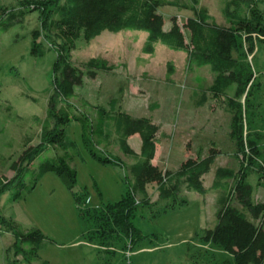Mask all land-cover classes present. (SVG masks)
<instances>
[{"label": "rangeland", "instance_id": "1", "mask_svg": "<svg viewBox=\"0 0 264 264\" xmlns=\"http://www.w3.org/2000/svg\"><path fill=\"white\" fill-rule=\"evenodd\" d=\"M178 1L187 8L160 9L164 29L170 27L172 16L182 23L192 15L188 6L194 0ZM33 2L42 4L44 12L31 11ZM57 2L63 0H0L1 178L15 179L11 163L24 149L36 147L42 140L39 121L64 107L70 116L78 117L62 123L64 135L69 136L73 146L49 144L31 161L24 186L31 185L43 161L64 158L76 169L75 190L88 192L85 206L98 208L119 200L130 183L129 164L133 158L119 150L112 131L105 132L104 121L111 114L109 103L113 99L114 112L144 117L157 125L154 161L161 168L176 171L187 156L202 158L211 148L220 153L202 177L204 194L189 190L183 183L180 195L187 199L186 205L155 217L150 216L148 208L139 207L133 222L145 238L131 243L130 237L115 234L108 249L99 247L97 240L87 239L89 222L80 218L71 192L54 172H47L31 191H23L14 201H8L11 191L4 192L0 195V264H40L42 260L49 264H218L224 255L222 249L201 241L199 236L217 221L220 192L212 188L216 168L238 170L243 159L232 134L230 100L234 89H212V69L190 68L183 51L156 43L152 53L144 52L147 33L142 30H105L90 40L80 32L71 48L64 33L48 27ZM198 2L214 22L237 31L233 54L246 59L255 76L247 99L245 95L239 98L244 136L255 137L260 150H264V0H255L257 17L245 12L246 18L238 22L226 19L223 0ZM19 7H23L24 15L12 20L10 11ZM229 9L232 11L234 5ZM61 51L82 71V83L74 86L75 95L69 100H63L57 92L59 70L55 64ZM92 58L114 68L98 70L90 77L86 63ZM50 121L52 126L56 122L53 117ZM83 133L96 151L121 164L96 161L84 145ZM128 142L137 153L140 151L137 135ZM246 178L253 186L252 200L264 203V176L250 168ZM147 191L151 201H156L155 185L149 184ZM234 205L239 207L236 202ZM260 222L264 227V217L255 220ZM16 226L25 232L38 230L45 238L37 253L30 254L31 261L22 250Z\"/></svg>", "mask_w": 264, "mask_h": 264}, {"label": "trees", "instance_id": "2", "mask_svg": "<svg viewBox=\"0 0 264 264\" xmlns=\"http://www.w3.org/2000/svg\"><path fill=\"white\" fill-rule=\"evenodd\" d=\"M31 11L44 12V6L33 2ZM39 3V4H37ZM223 13L229 22H238L246 18L245 12L257 17L255 0H223ZM234 9H229L230 5ZM185 7L178 0H63L54 5L50 18V29L62 32L66 44L73 48L80 32L87 40L99 36L103 31L118 32L122 30H142L147 33L144 52L152 53L156 43H161L172 50L183 51L188 57L190 68L209 66L215 74L214 90L234 89L231 101L233 110L232 134L239 150L243 153L241 166L238 170L230 167H217L212 188L219 191V207L216 210V224L204 229L199 236L201 241L218 246L224 252L218 264H262L264 262V227L255 220L264 217V203L252 200L253 186L246 178L250 168H255L264 176V150H260L255 137L244 136V118L239 98L245 95V100L254 84L255 76L251 64L233 54L237 43V31L231 26L220 25L211 19L207 9L199 5L198 0L188 6L192 15L187 16L182 23L176 16L170 18V27L164 29L165 19L160 12L162 7ZM23 7L10 11L12 20L24 15ZM185 31V32H184ZM187 33V36H186ZM34 54V47L31 49ZM59 70L57 92L63 100L74 97V86L82 83V71L66 58L61 51L56 59ZM86 73L93 77L98 70L109 71L114 65L100 59H90L86 63ZM114 99L110 101L111 114L105 118L106 133L112 131L116 137L119 150L125 156L133 158L129 164L130 183L121 198L108 202L98 208L84 205L88 192L86 189L75 190L76 169L64 158L43 161L33 178L31 185L24 186V175L31 161L36 158L49 144L64 143L73 146L69 136L64 135V123L78 120L73 114L61 107L52 111L41 124L42 140L36 147H28L22 151L18 159L11 163L15 179L11 181L0 177V195L11 191L8 201L19 198L23 191L29 192L37 181L47 172H54L63 185L71 192L78 208V214L83 221L89 222L86 234L89 241L97 240V245L108 249L109 242L115 234L130 237V242L145 238V234L134 224L133 218L139 207L150 210V216L186 205L187 199L181 197L182 184L189 190L204 194L206 189L202 177L206 174L220 153L219 149L211 148L210 153L202 158L187 156L176 171L161 168L155 161L156 134L158 127L144 117H131L127 114L114 112ZM55 119L53 126L50 118ZM63 123V124H62ZM137 135L141 140L140 151L137 153L129 144L128 139ZM84 145L90 155L102 164L120 165L118 160L102 155L95 150L83 133ZM232 181L230 185L228 182ZM14 182V183H13ZM154 184L158 193L156 201H151L147 186ZM21 188L24 190L21 191ZM164 201L163 203H160ZM236 202L239 207L234 205ZM153 210V207H157ZM248 213L250 218L247 216ZM20 237L22 250L27 261L30 254L38 251L44 236L38 230L25 232L16 226ZM198 235V234H197ZM147 236V235H146ZM40 264H49L42 260Z\"/></svg>", "mask_w": 264, "mask_h": 264}, {"label": "crops", "instance_id": "3", "mask_svg": "<svg viewBox=\"0 0 264 264\" xmlns=\"http://www.w3.org/2000/svg\"><path fill=\"white\" fill-rule=\"evenodd\" d=\"M130 140V138L128 139V141Z\"/></svg>", "mask_w": 264, "mask_h": 264}]
</instances>
